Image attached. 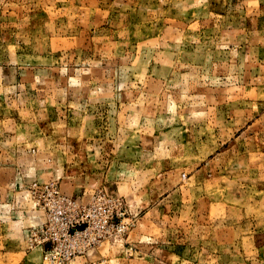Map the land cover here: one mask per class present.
<instances>
[{
    "label": "rangeland",
    "instance_id": "1",
    "mask_svg": "<svg viewBox=\"0 0 264 264\" xmlns=\"http://www.w3.org/2000/svg\"><path fill=\"white\" fill-rule=\"evenodd\" d=\"M47 182L117 203L65 264H264V0H0V264Z\"/></svg>",
    "mask_w": 264,
    "mask_h": 264
},
{
    "label": "built area",
    "instance_id": "2",
    "mask_svg": "<svg viewBox=\"0 0 264 264\" xmlns=\"http://www.w3.org/2000/svg\"><path fill=\"white\" fill-rule=\"evenodd\" d=\"M30 192L47 216L39 238L53 264L69 262L82 253L84 243L108 234L117 216V203L102 192L83 201L65 194L56 182L34 183Z\"/></svg>",
    "mask_w": 264,
    "mask_h": 264
},
{
    "label": "crops",
    "instance_id": "3",
    "mask_svg": "<svg viewBox=\"0 0 264 264\" xmlns=\"http://www.w3.org/2000/svg\"><path fill=\"white\" fill-rule=\"evenodd\" d=\"M77 199H79V198H77ZM80 200V199H79Z\"/></svg>",
    "mask_w": 264,
    "mask_h": 264
}]
</instances>
